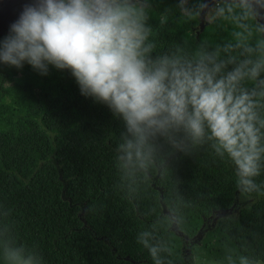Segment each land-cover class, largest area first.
Returning a JSON list of instances; mask_svg holds the SVG:
<instances>
[{
	"label": "clouds",
	"instance_id": "obj_1",
	"mask_svg": "<svg viewBox=\"0 0 264 264\" xmlns=\"http://www.w3.org/2000/svg\"><path fill=\"white\" fill-rule=\"evenodd\" d=\"M150 8V0H37L10 26L0 60L16 68L27 62L42 75L49 65L70 69L82 95L122 118L114 163L129 199L152 170L167 172L166 156L205 145L234 166L241 194L264 195L257 183L264 171V0H178L181 24L204 21L208 30L227 33L219 43L205 37L195 47L185 41L161 49L147 23ZM171 15H160L161 27ZM151 214L155 221L137 243L153 264H172L166 260L171 233L184 230L185 217L175 203ZM9 215L0 211L4 221ZM0 259L44 264L38 247L17 243L6 222H0ZM217 264L264 260L229 241Z\"/></svg>",
	"mask_w": 264,
	"mask_h": 264
},
{
	"label": "trees",
	"instance_id": "obj_2",
	"mask_svg": "<svg viewBox=\"0 0 264 264\" xmlns=\"http://www.w3.org/2000/svg\"><path fill=\"white\" fill-rule=\"evenodd\" d=\"M150 3L147 23L161 49L227 37L207 24H181L178 0ZM168 10L172 15L161 27L159 17ZM48 67L42 75L27 62L22 68L8 65L0 78V211H10L0 222L11 225L17 243L37 246L44 264H153L137 234L155 221L153 207L160 211L175 203L185 217L181 232L192 238L202 229L205 237L191 245L172 232L173 254L166 256L172 264H193V256L217 264L229 241L264 260V195L241 194L230 162L208 145L191 154L173 152L166 156L167 172L152 170L129 199L118 187L114 163L125 131L122 118L82 95L70 69ZM257 183L264 184V171ZM241 195L254 201L242 206ZM234 204L237 214L211 227L216 212Z\"/></svg>",
	"mask_w": 264,
	"mask_h": 264
},
{
	"label": "water",
	"instance_id": "obj_3",
	"mask_svg": "<svg viewBox=\"0 0 264 264\" xmlns=\"http://www.w3.org/2000/svg\"><path fill=\"white\" fill-rule=\"evenodd\" d=\"M9 7H6L7 9H5V14H4V25L1 26L0 25V36L5 33V32H9L10 31V26L18 20L21 12L23 11L25 5L23 3H21L20 0H11L10 3L8 4ZM2 15V13H1ZM200 24L202 26L205 25L204 21H201ZM236 204L233 205V207H231L230 209L227 210H223V211H218L215 214V217L213 219V224L211 227H215L216 223L218 222V220L222 217H226L227 215H232L234 212L237 213L238 210H234ZM178 236L180 237H184L185 241L191 242V245L194 244H199L201 242V240L203 239V237L205 236L203 230L201 229L196 235H194L192 238H190L187 235H184L182 232H175ZM186 252H190V249H187ZM128 259V258H127Z\"/></svg>",
	"mask_w": 264,
	"mask_h": 264
},
{
	"label": "flooded vegetation",
	"instance_id": "obj_4",
	"mask_svg": "<svg viewBox=\"0 0 264 264\" xmlns=\"http://www.w3.org/2000/svg\"><path fill=\"white\" fill-rule=\"evenodd\" d=\"M11 0H0V25H4V14H5V9L6 7H9L8 4L10 3ZM21 3L24 5H32L37 2V0H20ZM2 13V15H1ZM149 13H152V10L150 8ZM6 15V14H5ZM206 24V23H205ZM201 25V24H200ZM202 26V25H201ZM10 32V31H9ZM9 32H5L0 36V43L3 42L4 38L9 35ZM7 64H4L2 60H0V78L4 77L6 75V69H7ZM210 223V222H208ZM207 223V224H208ZM210 226V225H209Z\"/></svg>",
	"mask_w": 264,
	"mask_h": 264
},
{
	"label": "rangeland",
	"instance_id": "obj_5",
	"mask_svg": "<svg viewBox=\"0 0 264 264\" xmlns=\"http://www.w3.org/2000/svg\"><path fill=\"white\" fill-rule=\"evenodd\" d=\"M239 201H240V205H242V206H248L249 204L252 203V201H254V199L253 198H246L245 196H242L241 195V196H239ZM233 214L235 215L237 213L234 212ZM202 240H201V242H202ZM197 264H204V263L202 261L197 260Z\"/></svg>",
	"mask_w": 264,
	"mask_h": 264
}]
</instances>
